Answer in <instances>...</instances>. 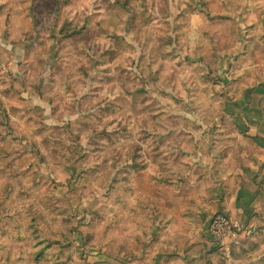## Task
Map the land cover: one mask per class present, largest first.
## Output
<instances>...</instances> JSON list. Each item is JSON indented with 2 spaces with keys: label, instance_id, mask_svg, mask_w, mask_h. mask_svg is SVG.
I'll list each match as a JSON object with an SVG mask.
<instances>
[{
  "label": "rangeland",
  "instance_id": "374dc122",
  "mask_svg": "<svg viewBox=\"0 0 264 264\" xmlns=\"http://www.w3.org/2000/svg\"><path fill=\"white\" fill-rule=\"evenodd\" d=\"M195 5L0 0V113L22 140L18 156L13 150L16 166L0 170V257L12 248L25 264H164L170 253L206 247L209 257L200 264H264V222L258 242L248 235L237 247H247L240 256L239 249L225 256L207 229L173 234L159 220L160 228H151L134 212H124L111 190L116 161L146 160L148 167L134 176L136 205L141 196L153 195L162 153L196 145L199 130L227 127L232 133L243 130L234 117L264 115L250 103L228 110L229 100L242 103L239 98L254 85L242 74L243 61L231 69V54L221 64L216 60L214 72L213 47L233 39L224 43L221 35L196 33ZM13 19L12 33L21 23L28 31L24 47L7 39L5 22ZM71 19L81 33L62 40L60 29ZM167 245L174 249L167 251ZM174 263L188 264L183 258Z\"/></svg>",
  "mask_w": 264,
  "mask_h": 264
},
{
  "label": "crops",
  "instance_id": "0c3cea01",
  "mask_svg": "<svg viewBox=\"0 0 264 264\" xmlns=\"http://www.w3.org/2000/svg\"><path fill=\"white\" fill-rule=\"evenodd\" d=\"M195 3L192 20L194 31L199 35H221L225 43L226 40L232 41L233 28L241 29V48L231 52L228 58L230 63L243 61L242 74L249 75L254 86L243 92L239 98H242V103L229 100L228 110L235 113L240 105L246 109L250 103L255 105L253 108L262 112L264 0H195ZM208 10L223 14L224 18L209 23L202 13ZM207 26L210 29L219 27L218 33H213L215 30H205ZM254 114L257 117H234L243 130L231 133L226 127L225 130L219 128L195 132L196 145L176 146L168 149L171 153L161 154L163 171L159 172L160 178L152 177L154 193L149 198L159 200L165 208L166 221L162 226L169 227L173 234L186 233L191 229L205 232L212 215L223 209V212L234 219L245 223L250 230L258 229L252 234L254 241L258 242L261 230L259 227L264 222V211H261L264 207V115L259 117V114ZM230 133L232 137H227L228 140H220ZM149 160L152 161L150 158ZM246 248H238L237 255L240 256Z\"/></svg>",
  "mask_w": 264,
  "mask_h": 264
},
{
  "label": "trees",
  "instance_id": "16d2710c",
  "mask_svg": "<svg viewBox=\"0 0 264 264\" xmlns=\"http://www.w3.org/2000/svg\"><path fill=\"white\" fill-rule=\"evenodd\" d=\"M202 13L205 16L206 21L209 23H213L217 21L219 18H222V19L224 18L223 14H218V13L212 12L211 10H208L207 12L202 11ZM35 15L37 19L40 18L39 13L37 11H35ZM8 22H9V25L5 22L7 28L9 29L7 33L8 41L16 46L24 47L25 37L23 36V34L28 35V31L24 30L25 29L24 24L21 23L19 25V28H17L14 31V33H12L14 19L12 21L8 20ZM71 22H72V19L71 21H69V23H67V25L63 26L60 29V33L63 35L62 40L66 41L70 37L81 33V29L77 26H73ZM233 32H234L233 42L225 44V45H221L220 43H217L212 49L213 52L209 55L210 59H214V62H213L214 72L217 71L216 68L219 65V63H217L216 60H220V64H221L222 59L224 57L229 56L230 53L236 50L240 45L241 29L235 28ZM36 38H38L37 43H39L41 41L40 35H37ZM63 44L64 42L60 44V48L58 50V59L64 56V53L62 51ZM235 66H236V61H231V69H233ZM0 103L3 104L1 100H0ZM0 125H1L0 135H2V141H4L2 142L0 140V170L7 171V170H10L12 167L16 166L13 150H16V155L18 156V153L20 150L19 144L22 140H21V137L16 136L14 134L12 126L6 123V117H1V113H0ZM88 137L91 139H95L93 137V134H88ZM78 151H82V150H76V153ZM147 167H148V163L146 160H145V164L142 162L135 163L129 160L125 161L124 163L122 162V160L116 161L114 163L113 172L116 169L117 171L113 179V185L111 187V190H113L115 194L117 195L118 200L121 202L120 204L121 209L124 212H134L136 219H144L151 223V226H150L151 228L155 227L156 225V228L159 229L160 227L156 224V222L158 220L161 223H164L166 221V216L164 214L165 208L159 200H155V199H152L146 196H141L136 205H133L131 202V198L134 193V176L137 172L143 169H146ZM11 176L17 177V173L15 172L11 173ZM153 178H157V177L154 176ZM161 181L162 179H160V182ZM228 215L231 216L230 214ZM256 231L255 229L251 228L250 233L248 235L250 236L252 235V233L255 234ZM161 232L165 233L164 229L161 230ZM16 233H17L18 238L22 236L20 228L16 229ZM247 238L245 239L243 243H247L246 242ZM169 248H172V247L167 245L166 250L168 251ZM219 250L222 251L221 249ZM222 253L225 256H227L223 251ZM43 255H44L43 250H39L36 253L37 259H41ZM208 257H209V253L207 252L206 248H203L196 253H189L186 255H179L177 252H174L168 255V257L164 260V264H176L174 263V261L178 258H183L185 262H187L188 264H200L203 260L207 259ZM1 258L5 260V264H25L24 263L25 259L23 258V256H21L18 253H15L12 248H9L7 252L4 254V256L0 257V260Z\"/></svg>",
  "mask_w": 264,
  "mask_h": 264
},
{
  "label": "built area",
  "instance_id": "2783aa9c",
  "mask_svg": "<svg viewBox=\"0 0 264 264\" xmlns=\"http://www.w3.org/2000/svg\"><path fill=\"white\" fill-rule=\"evenodd\" d=\"M207 232L213 244L230 256L238 246L242 245L250 229L247 225L226 212H215L207 226Z\"/></svg>",
  "mask_w": 264,
  "mask_h": 264
}]
</instances>
